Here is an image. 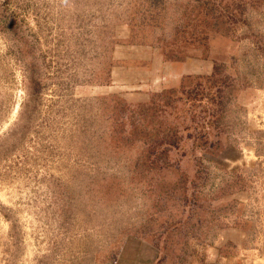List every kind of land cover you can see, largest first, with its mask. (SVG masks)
<instances>
[{"label":"rangeland","instance_id":"374dc122","mask_svg":"<svg viewBox=\"0 0 264 264\" xmlns=\"http://www.w3.org/2000/svg\"><path fill=\"white\" fill-rule=\"evenodd\" d=\"M143 248L264 252V0H0V264Z\"/></svg>","mask_w":264,"mask_h":264},{"label":"crops","instance_id":"0c3cea01","mask_svg":"<svg viewBox=\"0 0 264 264\" xmlns=\"http://www.w3.org/2000/svg\"><path fill=\"white\" fill-rule=\"evenodd\" d=\"M255 254V253H254ZM152 256L151 254L144 250L141 252H137L136 257L134 259H136L135 261H128L126 264H151L152 263ZM238 264H241L240 261H237ZM248 264H264V252L261 253V258L254 260V262L252 263H248Z\"/></svg>","mask_w":264,"mask_h":264},{"label":"trees","instance_id":"16d2710c","mask_svg":"<svg viewBox=\"0 0 264 264\" xmlns=\"http://www.w3.org/2000/svg\"><path fill=\"white\" fill-rule=\"evenodd\" d=\"M168 97H171V96H168Z\"/></svg>","mask_w":264,"mask_h":264}]
</instances>
